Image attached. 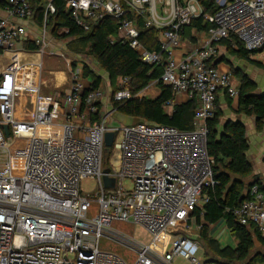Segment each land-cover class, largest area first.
<instances>
[{
  "label": "built area",
  "instance_id": "2783aa9c",
  "mask_svg": "<svg viewBox=\"0 0 264 264\" xmlns=\"http://www.w3.org/2000/svg\"><path fill=\"white\" fill-rule=\"evenodd\" d=\"M38 1L44 6L43 26L35 40L38 49L42 55L67 59L66 52L50 49L54 36L47 20L54 0ZM65 1L84 30L107 15L118 18L119 37L144 62L162 65L160 80L173 94L164 107H172L181 92L196 98L193 127L147 120L114 126L116 110L106 109L102 83L94 86L84 74V61L78 60L79 68L70 67L67 91L37 106L31 118H18L16 72L5 69L0 75V264H177L179 257L187 264H224L207 255L196 238L174 228L203 225L204 206L211 197L207 190L218 183L215 159L207 148L208 120L217 111L219 89L238 95L232 73L211 64L215 43L236 38L246 49L264 51V0H215L209 38L179 58L175 49L182 44L183 27L202 12L199 0H159L160 10L157 0ZM128 11L143 16L147 27L164 28L161 51L143 45L137 24L124 17ZM34 15L33 0H8L0 13V55L22 49L28 32L23 21ZM58 32L69 29L60 27ZM111 96L112 101L132 97L128 76L118 77ZM3 124H8L9 136ZM107 131L114 132L109 148ZM113 149L119 153L118 166L108 161ZM105 174L115 179L114 186L105 185ZM86 177L97 180L96 197L82 189ZM94 202L98 211L91 215ZM230 211L240 223L256 224L264 238V191L257 182L251 184L248 198ZM114 221L140 225L151 238L140 241L132 261L100 244ZM221 229L228 232L225 223Z\"/></svg>",
  "mask_w": 264,
  "mask_h": 264
},
{
  "label": "trees",
  "instance_id": "16d2710c",
  "mask_svg": "<svg viewBox=\"0 0 264 264\" xmlns=\"http://www.w3.org/2000/svg\"><path fill=\"white\" fill-rule=\"evenodd\" d=\"M199 1L202 5V12L183 27L181 36L185 34L187 26L194 27L196 30L209 31L215 25L212 18L217 8L215 0ZM176 2L183 3L184 0H176ZM33 3L38 23L41 24L44 15L43 2L33 0ZM7 5L8 0H0V8H6ZM124 17L137 24L141 31L139 39L147 49L161 51L159 34L164 30L163 27H147L144 17L137 15L134 11H128ZM47 25H50L51 29H49L54 37L62 35L72 38L66 44V49L68 50L70 47L75 54L81 52L95 59L96 63L108 73L112 84H115L120 76L129 77L132 97L113 100L112 108L117 112L139 118V120L172 125L180 129L193 127L192 122L197 106L196 98L175 104L171 112L165 109L166 100L173 94L171 86L160 80L162 65L144 62L130 43L119 37L120 20L118 18L107 15L98 22L91 23L89 30H84L83 27L76 24L66 1L54 0L49 10ZM60 27L68 28L69 32L59 33ZM112 38L114 39L112 40ZM219 42L225 43L230 49L233 48L232 45H238V47L234 46L237 48L234 50H238L237 54L241 56L248 54V50L236 38H223ZM72 44L75 46L73 47ZM72 65L76 67L77 60ZM83 67L85 76L93 80L94 86H98L102 81L101 75L96 74L85 62ZM232 72L240 80L237 95L238 111L255 115L258 129L262 128L264 125V92L256 93L257 83L247 73L235 68H232ZM152 80H156V84L161 90L160 95L154 98L139 96L138 94ZM116 88L117 84H115ZM220 114L217 109L214 117L208 120L207 148L215 159L213 167L218 183L207 190L211 197L204 206L202 217L204 222L199 237L215 254L214 257L211 256L214 260L224 264H257L264 262V252L258 251L251 254L252 248L255 241L264 245V238L256 224L252 222L249 224L240 223L230 210L248 198L253 182H257L263 191L264 182L257 174L253 173L252 164L247 157L249 141L244 123L237 119H228L222 123ZM249 176L251 179L247 181ZM218 221H224L228 232L236 238L235 247L223 246L218 239L211 236L210 225Z\"/></svg>",
  "mask_w": 264,
  "mask_h": 264
},
{
  "label": "crops",
  "instance_id": "0c3cea01",
  "mask_svg": "<svg viewBox=\"0 0 264 264\" xmlns=\"http://www.w3.org/2000/svg\"><path fill=\"white\" fill-rule=\"evenodd\" d=\"M158 1L159 0H157V2ZM3 12L4 8H0V13ZM23 22H25L28 32L27 37L22 42V49L17 51H4L0 55V75L5 69H11L16 72V83L21 94L15 102V113L18 118L29 119L32 117L37 106L47 104L52 97L67 91L71 86V78H69L70 75L66 74L64 69L59 67L61 66L59 64L54 68L50 67L49 69H45L48 74L45 81L41 78L44 67L43 55L40 53L39 49L36 48L38 45L35 40L40 34L43 22L41 24L38 23L36 13L33 17ZM185 29V34L181 38L182 44L175 49L177 58L201 46L209 38L207 31L196 30L194 27L190 26H187ZM161 36L162 32L159 34V40ZM49 40L50 49L59 51L65 48L66 43L56 40L55 37H50ZM215 45L217 47V54L211 59V64L213 66L223 71H230L234 77V83L237 88L240 80L233 74L232 68L242 70L256 81V93L261 94L264 92V51H253L244 47L248 50V54L247 56H241L237 54L238 50H234L238 45H234L235 47L232 45L233 48L231 49L223 42L218 41ZM49 55L54 56L56 54ZM66 61L69 67H74L72 66V58L67 57ZM68 61H72V63ZM51 73H53V75ZM36 77H38V82L36 81ZM152 82H154V80H152L138 95L151 98L159 96L161 90L157 84L152 86ZM62 84L65 85L64 88H62ZM60 87L62 89H59ZM36 97H38V100H36ZM190 99L187 93H178L174 97L173 106L168 108L165 107V109L171 112L175 104L186 102ZM109 100L110 99L107 101ZM216 103L217 109L221 113L220 118L222 123L228 119H237L244 123L249 141V148L246 153L247 157L252 164L253 173L257 174L264 182V125L262 128L258 129L257 117L255 115L239 112L238 97H231L224 89H219ZM106 106L107 103L105 104V107ZM107 109H110V107ZM250 179L251 176L246 180L250 181ZM231 238H233V236H231Z\"/></svg>",
  "mask_w": 264,
  "mask_h": 264
},
{
  "label": "rangeland",
  "instance_id": "374dc122",
  "mask_svg": "<svg viewBox=\"0 0 264 264\" xmlns=\"http://www.w3.org/2000/svg\"><path fill=\"white\" fill-rule=\"evenodd\" d=\"M158 8L160 9V2H157ZM48 28H50V25H48ZM55 39L59 40L60 42L63 43H69V41L72 38H66L65 36L62 35H55ZM72 46L74 47L75 44H72ZM68 47V50L66 48L59 50L60 51H64L66 52L69 57H71L73 59V62L76 60L78 61H84L85 63H89L95 66V68L93 69L94 72L98 75H101L102 77V85L105 89V94H104V99L103 101H105V103H107L106 109L112 106V100H111V94L113 89H115V84H112L110 82L109 76L106 73V71H104L99 65L98 63H96L95 59L91 58L88 54H84L81 52H78V54H75L72 48ZM79 55L78 58H76ZM81 55V57H80ZM76 56V57H75ZM43 62H44V67L42 70V74H41V78H43V80H46V77L48 76L47 71L45 69H49L56 67V65H61L59 66L61 69H64L66 74L70 75L69 78H71V72H70V67L67 65V61L63 56H59V55H49L48 53H44L43 55ZM73 66V65H72ZM78 68L80 67V63L77 65ZM73 67V68H77ZM38 69V67H37ZM53 75V73H51ZM36 81L38 82V77H36ZM156 80H154V82H152V86L156 85ZM63 85V84H62ZM60 85V86H62ZM65 85L62 86V88H64ZM61 87L59 89H62ZM108 99H110L109 101H107ZM36 100H38V97H36ZM140 121L139 118L136 117H130V116H123L121 115L119 112H115L112 115V124L114 126L119 127L121 125V123H130V122H137ZM121 132H119L117 134V141H120L121 139ZM108 161L114 165V166H118L120 164V159H119V153L113 149ZM124 184H126L127 186H131L132 184L130 183L129 180H125ZM96 186H97V180L91 177H86L84 179H82L81 181V187L83 190L88 191L91 193L92 196H95V192H96ZM98 211V202H94L91 209H90V214L94 215L96 214ZM216 225H214V229L211 230V236L215 237L216 239H218V241L220 242V244L224 245H229L231 247H235L236 246V238L233 237L231 238V234L228 233L226 230H222L221 228L224 226V221H218L215 223ZM201 228H196L195 226H191L190 228H186L185 225H178L176 228H174V231H178V232H183L186 234H189L191 237L196 238L200 244L202 245V247L205 249V253L209 256L214 257L215 254L212 252V250L209 248V246L199 237V232H200ZM151 238L148 234V232H146L140 225L137 224H133V223H128L125 221H114V223L112 224L111 227H109L108 229L105 230L100 244L102 247L104 248H108L111 250H114L116 252H119L120 254H122L127 260H134L135 256H136V250L140 244V241H149ZM264 252V245L260 244L258 241H255V245L252 248V252L251 254L255 253V252ZM175 263L177 264H187L186 260L183 257H179L175 260Z\"/></svg>",
  "mask_w": 264,
  "mask_h": 264
},
{
  "label": "water",
  "instance_id": "95a60500",
  "mask_svg": "<svg viewBox=\"0 0 264 264\" xmlns=\"http://www.w3.org/2000/svg\"><path fill=\"white\" fill-rule=\"evenodd\" d=\"M3 127H4L6 135L9 136L10 135V131H9L8 124H3ZM113 141H114V132L113 131H107L105 133V145H106V147L109 148L113 144ZM104 172L105 173L109 172V167H105L104 168ZM103 180H104V183H105L106 186H111L112 187L115 184V179L109 177L106 174L103 176Z\"/></svg>",
  "mask_w": 264,
  "mask_h": 264
}]
</instances>
